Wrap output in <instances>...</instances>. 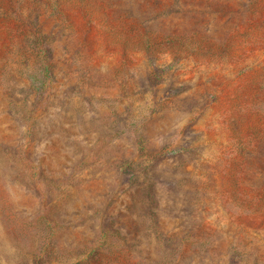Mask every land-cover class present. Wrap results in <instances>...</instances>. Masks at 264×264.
Here are the masks:
<instances>
[{
  "label": "rangeland",
  "instance_id": "obj_1",
  "mask_svg": "<svg viewBox=\"0 0 264 264\" xmlns=\"http://www.w3.org/2000/svg\"><path fill=\"white\" fill-rule=\"evenodd\" d=\"M0 264H264V0H0Z\"/></svg>",
  "mask_w": 264,
  "mask_h": 264
}]
</instances>
